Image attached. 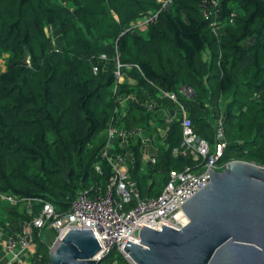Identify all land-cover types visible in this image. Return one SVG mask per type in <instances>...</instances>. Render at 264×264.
I'll list each match as a JSON object with an SVG mask.
<instances>
[{
    "label": "trees",
    "instance_id": "16d2710c",
    "mask_svg": "<svg viewBox=\"0 0 264 264\" xmlns=\"http://www.w3.org/2000/svg\"><path fill=\"white\" fill-rule=\"evenodd\" d=\"M158 1L0 0V192L21 199L14 206L0 199V229L20 232L40 213L42 204L28 207L25 200L41 199L67 214L80 192L104 194L115 175L101 158L107 128L165 129L159 113L175 105L164 92L177 95L211 150L222 121L228 145L221 165L264 167V0H215L219 11L213 0H175L144 32L132 28ZM131 95L137 101L123 115L119 100ZM162 141L146 173L140 140L130 147V176L143 198L159 194V176L165 185L171 171L193 166L192 158L174 153L180 120L168 124ZM35 244L38 264H48L49 243L36 233ZM116 254L117 264H129L116 250L100 264H115Z\"/></svg>",
    "mask_w": 264,
    "mask_h": 264
},
{
    "label": "built area",
    "instance_id": "2783aa9c",
    "mask_svg": "<svg viewBox=\"0 0 264 264\" xmlns=\"http://www.w3.org/2000/svg\"><path fill=\"white\" fill-rule=\"evenodd\" d=\"M175 0H159V8L141 18L132 28L144 31L150 25L157 22L160 15L169 11ZM213 8L217 11L218 2L212 1ZM213 11L206 9L205 16L210 18ZM221 30L219 22L213 23V31L217 34ZM105 59V56H102ZM122 64L118 61L114 75L120 83L124 74ZM97 71V68H95ZM191 94L192 91L184 90ZM162 97L172 103L181 105L175 93L164 92ZM154 106L149 105V109ZM181 117L166 115L167 126L175 120L181 121L182 142L181 147L175 153L193 159V166H187L181 171H171L166 180L164 190L155 197L143 198L138 183L130 176L129 163L134 161L127 152L111 154L113 141L118 139L127 143L132 138L142 135L141 128L133 130L122 129L111 123L106 130V144L101 151V158L107 161L115 172V175L107 184L104 194H89L88 191L80 192L71 204L67 214L58 213L51 203L39 200H25L28 207L31 203L42 204V209L32 222L26 224L22 231L10 235L6 241L5 249L13 255L11 264H24L21 256L35 245V234L42 236L46 229H52L55 233L49 243L50 251H55L62 243L70 230L93 231L102 249L95 257L101 262L112 251H118L129 264H135L129 257L125 248L128 242L140 244V231L148 227L161 231L163 226L175 230H181L189 220L183 211V206L196 194L205 189L211 182V170L221 172L228 168L229 163L221 165L227 142L225 140L222 121L217 125L216 144L211 150L209 143L201 139L195 133L193 122L187 117L184 107ZM167 126L164 129L166 135ZM121 148V147H120ZM159 154L147 159V165H156ZM101 172L100 165L95 167ZM163 173V171H159ZM1 201L14 206L21 201L15 195L0 192Z\"/></svg>",
    "mask_w": 264,
    "mask_h": 264
},
{
    "label": "water",
    "instance_id": "95a60500",
    "mask_svg": "<svg viewBox=\"0 0 264 264\" xmlns=\"http://www.w3.org/2000/svg\"><path fill=\"white\" fill-rule=\"evenodd\" d=\"M210 173V184L182 207L185 227H144L140 244L128 242L135 264H264V167L237 160ZM101 249L93 231L73 229L48 264H100Z\"/></svg>",
    "mask_w": 264,
    "mask_h": 264
},
{
    "label": "crops",
    "instance_id": "0c3cea01",
    "mask_svg": "<svg viewBox=\"0 0 264 264\" xmlns=\"http://www.w3.org/2000/svg\"><path fill=\"white\" fill-rule=\"evenodd\" d=\"M124 81H125V77L123 79V82ZM133 101H137V97L135 95H131L129 97H123L119 100L121 107H122L123 115H125L127 113L128 104L130 102H133ZM149 105H150V103H149ZM174 105H175V108L173 110L175 111V115L177 117H181V115L183 114V110L181 108V105H177L175 103H174ZM169 112L170 111L164 112L162 114L160 111L159 114L162 117H164V119H166V115ZM218 123H217V125H218ZM153 124L154 123H151V125H153ZM139 128H141V127H139ZM152 128L153 127H151V131H152ZM141 129H142V135L140 137L130 139L127 143H122L118 139L114 140L113 145H112V147H113L112 150L114 151L118 147H124V148H126V152L128 154H130L131 157L133 158L134 154H133L130 147L132 144H135V143H137L138 140H140L139 149H140V153L142 155L141 156L142 157V163H143L142 172L146 173V171H147L146 161L150 157L154 156L156 153L159 154L158 144L163 143L162 138H164L165 134H164V129L160 128V127H157V129L153 130L151 133L150 132L147 133V131L143 128H141ZM175 155H176V153H175ZM133 163H134V161H131L129 164H133ZM129 171H130V165H129ZM130 175H131V172H130ZM159 175H161V173H159ZM3 203H5V202H3ZM5 204H7V203H5ZM12 234H14V233H12ZM10 235H11L10 233H7L4 230L0 229V264H11V262H12L13 255L11 253L7 252L5 249L6 241ZM54 235H55L54 231L49 228L43 232L42 238L46 243H50L52 241ZM21 260L23 261L24 264H38L39 263L40 258L37 256L36 244L22 254Z\"/></svg>",
    "mask_w": 264,
    "mask_h": 264
},
{
    "label": "rangeland",
    "instance_id": "374dc122",
    "mask_svg": "<svg viewBox=\"0 0 264 264\" xmlns=\"http://www.w3.org/2000/svg\"><path fill=\"white\" fill-rule=\"evenodd\" d=\"M1 65H2L3 70H5V67H3L4 66L3 61H1ZM156 182H157L156 190H160L159 191V194H160L164 190V187H165L164 182L162 181V177L159 176L158 179H156ZM113 261L115 264H117V262L120 261V255L116 254V256L113 257ZM103 264H105V262Z\"/></svg>",
    "mask_w": 264,
    "mask_h": 264
}]
</instances>
